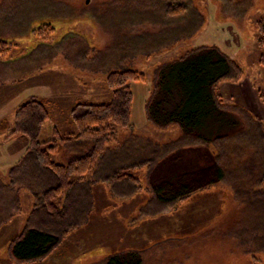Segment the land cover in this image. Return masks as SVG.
Returning a JSON list of instances; mask_svg holds the SVG:
<instances>
[{"label":"rangeland","instance_id":"1","mask_svg":"<svg viewBox=\"0 0 264 264\" xmlns=\"http://www.w3.org/2000/svg\"><path fill=\"white\" fill-rule=\"evenodd\" d=\"M179 5L185 12L172 15L169 10ZM261 20L264 0H0V41L17 44L0 60V122L13 124L17 107L35 99L54 120L44 125L40 142L54 138L53 126L59 137L76 135L71 109L80 103H109L106 77L137 71L146 81L131 84L134 132L120 129L117 137L152 134L145 147L152 169L179 149L181 132L176 126L156 129L147 119L155 71L196 48L219 49L242 69L238 81L224 82L217 90L225 120L237 126L220 141V151L201 149L195 173L185 174L200 182L194 183L197 190L178 198L177 206L170 201L161 222L146 223L151 235L137 254L141 264H264V194L247 178L253 172L258 178L264 168V104L257 95L264 92L257 45ZM46 25L55 31L43 43L32 32ZM4 96L11 98L2 105ZM165 134L168 142L156 137ZM58 149L64 153L62 145ZM59 160L53 157L55 163ZM218 168L224 177L213 184ZM10 199L6 195L0 204L11 209ZM26 204L16 227L27 213ZM10 242L5 254L15 264L7 255Z\"/></svg>","mask_w":264,"mask_h":264},{"label":"trees","instance_id":"2","mask_svg":"<svg viewBox=\"0 0 264 264\" xmlns=\"http://www.w3.org/2000/svg\"><path fill=\"white\" fill-rule=\"evenodd\" d=\"M185 10L179 5L169 11L172 15H180ZM54 31L46 25L32 33L46 43ZM257 45L259 65L264 69V20L258 23ZM16 47L14 42L0 41V60L5 61L6 53ZM241 76L240 66L219 49L196 48L155 71L150 101L146 104L147 119L158 128L178 126L182 132L177 142L178 150L213 146L220 151V141L229 138L228 134L237 124L225 120L226 112L217 90L221 83L238 81ZM145 81L144 74L132 70L108 75L105 87L111 94L109 103H80L71 109V124L77 130L74 136L54 134L53 139L40 142L50 113L43 102L35 99L17 107L13 124L7 119L0 122V136L6 135L7 139L18 136L26 140L28 158L37 164L39 179L43 182V193L34 196L33 209L25 228L8 246L7 255L12 262L36 264L46 261L69 233L82 224L81 215L89 211L90 202L79 205L72 194L87 182L108 146L117 141L118 130L132 128L131 84ZM257 95L264 104V92H257ZM59 145L71 148L72 155L63 165L53 161ZM27 161L23 160L21 168H27ZM216 173L213 184L224 177L223 169L218 168ZM247 178L260 188L262 196L264 168L258 178L254 172ZM110 179L114 182L136 181L128 169L114 173ZM106 264H141V259L137 253H121L108 258Z\"/></svg>","mask_w":264,"mask_h":264},{"label":"crops","instance_id":"3","mask_svg":"<svg viewBox=\"0 0 264 264\" xmlns=\"http://www.w3.org/2000/svg\"><path fill=\"white\" fill-rule=\"evenodd\" d=\"M153 85L152 81L149 94L152 92ZM10 98L4 96L1 98V104L3 105ZM49 122L54 123L51 116ZM152 127L168 131L172 126ZM53 130L54 134H57L54 126ZM129 131L134 132L133 126ZM74 135L75 133L71 136ZM181 136L180 132L178 140ZM2 137L0 201L8 195L13 205L9 209L6 204H0V264H11L5 254L7 244L25 228L27 217L33 209L34 196L43 193V182L39 179L37 164L28 158L26 140L18 136L10 139H7L6 135ZM141 137L136 138L134 134L130 135L131 140L117 137V141L108 146V150L87 182L77 187L72 194L79 205L90 202L89 211L81 215L83 216L82 224L69 233L62 245L47 261L39 264H106L111 256L121 253H138L142 247L144 249V239L147 234H150L146 223L161 222L162 218L166 217L170 201L177 206L178 200L184 195L195 193L196 179H193V175L190 176L193 178L188 179L185 174L187 173L188 176L195 173V157L201 156L202 150H176L158 160L151 169L152 162L146 154L145 147L149 143L147 141H151L152 134ZM156 137H164L165 141H169L166 134ZM64 148V153H60L57 149L53 156L54 158L59 156L60 160L57 164H66L70 159L69 156L72 155L70 147ZM26 159H28L29 167L26 165L27 168H21V163ZM210 165L208 162V168ZM125 169L129 170V174L136 181H111L110 178L114 173ZM196 171L197 174L202 172ZM199 183H196V186ZM196 192L199 193V191ZM25 201L29 202L26 204L27 210L24 211L27 215L23 214V219L16 227L17 216L22 214L21 210L25 206Z\"/></svg>","mask_w":264,"mask_h":264}]
</instances>
